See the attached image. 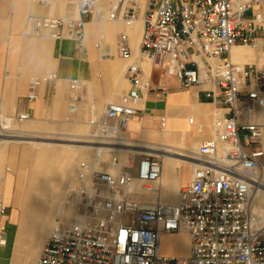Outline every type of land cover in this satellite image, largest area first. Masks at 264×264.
<instances>
[{"label":"built area","instance_id":"1","mask_svg":"<svg viewBox=\"0 0 264 264\" xmlns=\"http://www.w3.org/2000/svg\"><path fill=\"white\" fill-rule=\"evenodd\" d=\"M78 16L28 17L23 34L47 33L56 39L85 37L88 20L121 21L127 27L140 19L139 57L125 69L131 88L117 102L107 103L95 121V138L107 145L78 162L73 185L61 199L46 241L33 264H264V220L253 208L263 150L257 110L264 111V64L238 63L234 46H255L264 37V0H75ZM264 40V38H263ZM117 48L131 56L127 34ZM166 69L182 87L209 83L205 94L222 103L227 114L214 124V135L202 141L189 181L175 203L163 201L153 188L142 198L136 182L154 183L162 173L158 153L120 165L115 146L125 145L128 121L137 114L140 92L149 81L141 59ZM26 112L15 119L25 120ZM165 119L160 120L164 129ZM260 176V175H259ZM153 197L154 199H150ZM8 206L0 198V247L6 245ZM184 232L186 256L160 250L165 234Z\"/></svg>","mask_w":264,"mask_h":264},{"label":"crops","instance_id":"2","mask_svg":"<svg viewBox=\"0 0 264 264\" xmlns=\"http://www.w3.org/2000/svg\"><path fill=\"white\" fill-rule=\"evenodd\" d=\"M77 16L75 0H0V119L15 120L16 114L26 112L29 120L65 130L78 132L83 126L95 128V121L103 116L107 103L117 102L131 88L125 69L133 59L139 57L140 19L132 27L117 20H88L82 41L56 39L45 32L39 36L23 34L28 17ZM120 33L127 34L131 52L129 58L119 55L117 43ZM231 57L238 63L264 64V40L260 39L253 50L234 46ZM142 69L149 84L147 90L140 92L139 110L128 121L125 137L144 138L143 141L148 142L152 151L163 153L161 177L153 185V192L167 202L175 203L179 189L189 181L192 172V165L183 156L196 157L198 145L214 135L215 121L226 115L228 110L224 104L206 96L205 91L212 88L209 83L182 87L172 73L155 68L152 62L148 76ZM162 118L165 119L164 129L160 128ZM262 120L264 124V116ZM65 123L68 128L63 125ZM24 131L27 130L22 131L24 135L0 144V173L9 156L14 154L12 148L8 150V143L30 137ZM88 140L70 139L80 144L59 145L81 148V142ZM35 144L39 145L38 162L52 156V151L47 150L42 143ZM32 150L33 147L23 148L18 170L28 164ZM166 151L169 152L165 154ZM135 153L138 152H128L127 165ZM117 155L123 156L121 153ZM65 157L75 159L78 155L71 153ZM132 159L136 161V158ZM67 164L71 166L72 175L76 168L73 162ZM53 165L48 164L51 174L55 173ZM9 180L8 177L3 180L5 185H8ZM7 194L3 192L2 201L9 205ZM15 204L16 199L12 206ZM11 220L14 221L12 215ZM180 238L184 245L179 248V254L186 256L189 239L184 232L163 235L161 244L163 240ZM19 256L13 253L11 264H17Z\"/></svg>","mask_w":264,"mask_h":264},{"label":"rangeland","instance_id":"3","mask_svg":"<svg viewBox=\"0 0 264 264\" xmlns=\"http://www.w3.org/2000/svg\"><path fill=\"white\" fill-rule=\"evenodd\" d=\"M258 36H260L262 39L263 34L259 33ZM249 50H253V47L251 46H245ZM236 61V60H234ZM141 66L145 69V75H149V71L151 68V61L147 58H143L141 62ZM258 114V121L262 124L261 125V138L255 145L261 146L263 152H264V124L262 120V116H264V111L262 109L257 110ZM263 114V115H262ZM37 123V124H36ZM3 124H8L10 127H12L15 130H27L24 131L26 134H28L30 137L26 138H20L19 140H11V142L8 143L9 151L12 148L13 149V155L9 156L8 160L4 163L1 173H0V198L3 200V192H8L7 197L10 202L8 206V211L7 215L5 216V224H6V235H7V241L6 245L0 247V264H11L12 263V258H13V253H18L20 254V257L26 259L27 257L30 256L31 252L34 250V245L33 243L28 242L29 238H31V226L33 223L29 224L28 226V232L26 231L23 233V235L17 237V225L19 221L22 219L23 214L25 212L26 208L33 207V209H36V205L41 201L44 204H48L50 211L48 214V221L49 223L47 224V227L45 228V235L43 237V241L40 244L39 248H35L37 250L35 252V255L33 257L31 256L30 263L33 264L34 260L37 258L38 253L40 251V248L44 244V242L47 239V236L49 234V231L52 227V223L54 218L56 217V208L60 205L61 207V199L65 192L70 188L73 183H74V176L76 171L70 174V168L68 162H73L74 167L77 168V164L80 160L82 159H92L93 156L97 154L96 150H92L91 146L95 145L92 143L91 140L88 139H93L96 140L95 138V128L91 126H83L79 128V131H72V129L65 130V128H57L51 125H47L44 123H40L38 121H32L29 119L25 120H9V121H4L3 119H0V125ZM41 124L42 126H40ZM36 126L35 128H31L30 126ZM63 125H66L68 128V125L65 123ZM2 127V126H1ZM0 129L2 130V128ZM30 128V129H29ZM5 130V129H4ZM61 130V131H57ZM162 132V131H161ZM128 137V136H127ZM70 139H77V140H88V142H81V148H72L71 146L68 145H59L61 143H69L71 144H80V142H74V141H69ZM132 140H145L144 138L139 137L138 139H133L129 138ZM130 141V140H129ZM34 142V143H33ZM40 142L43 144L44 147L47 148V150L52 151V156L50 157H45L41 160V162H38L39 160L37 159V153H38V148L39 145H36L35 143ZM33 145V146H32ZM83 145L88 146V148H84ZM90 146V147H89ZM24 147H33V150L31 151V157L29 159L28 164L21 168V170H18V163L20 160L21 152ZM88 150H91L89 152H86ZM84 151V152H82ZM96 152V153H95ZM75 154L78 155L77 158L72 159L71 157H65V155L69 154ZM100 153L102 159L108 160L110 155L108 153H105L103 151L98 152ZM87 155V157H85ZM117 155V153H116ZM63 157V158H61ZM119 164L120 165H127V160L122 158V156L117 155ZM139 156L136 154L132 155V158H138ZM60 158V159H59ZM131 158V160H132ZM264 158V157H263ZM41 163V165H39ZM47 164H55L53 171H55L54 174H49L46 171L43 170L42 166H45ZM64 164V165H63ZM76 164V165H75ZM264 165V163H263ZM32 168L35 169L37 177L41 179H46L44 182L49 185V187L52 189L54 192V196L50 198H45L44 200L39 199L40 194L39 193H33L32 194V201H30V204L28 203L27 199L29 196L28 193V179L31 173ZM57 170V171H56ZM20 172V174H19ZM263 173H264V167H263ZM259 174V173H258ZM19 175L21 177H19ZM48 175V176H47ZM261 176V174H259ZM264 175V174H263ZM259 176V177H260ZM9 178V183L8 185H5V180L6 178ZM48 179V180H47ZM26 183V184H25ZM154 183H146L142 184L141 182H136V189L139 191L141 190L143 197L147 199L149 192L142 191V186L146 187H151L153 188ZM18 184V186H17ZM25 189V190H24ZM26 191V192H24ZM25 196V197H24ZM34 196V197H33ZM24 198V199H23ZM163 201L167 202L165 198L162 196L160 197ZM16 199V204L12 206L13 201ZM150 199H154L151 197ZM261 199V198H260ZM258 204H260L259 196L257 197ZM26 201V202H24ZM23 202V203H22ZM260 206V205H259ZM21 211V212H20ZM64 213V216L67 217H72L74 216V211L72 209H66L62 210ZM61 211V213H62ZM67 212V213H66ZM23 213V214H22ZM71 213V215H68ZM11 215L14 217V221L11 220ZM19 215V216H18ZM260 219L264 220L263 214H261L260 211ZM18 219V220H17ZM16 228V229H15ZM13 230V231H12ZM15 230V231H14ZM47 231V232H46ZM9 234V235H8ZM29 234V235H28ZM21 241V243H20ZM25 242V244H24ZM22 247H20V245ZM24 244V245H23ZM19 245V246H18ZM183 240L180 239H172V240H163V245L161 244L160 250L167 255H180L179 253V248L181 249L183 247ZM20 248V251H19ZM34 250V251H35ZM20 259V258H19Z\"/></svg>","mask_w":264,"mask_h":264},{"label":"bare ground","instance_id":"4","mask_svg":"<svg viewBox=\"0 0 264 264\" xmlns=\"http://www.w3.org/2000/svg\"><path fill=\"white\" fill-rule=\"evenodd\" d=\"M0 127L2 128V130L0 129V144L5 143L10 138H13V137L16 138L18 136L24 135L22 130H15L12 127H10L8 124L0 125ZM89 140H91L92 143L95 144V145L91 146L92 150H96L97 153L100 151L106 152V150H107L106 146L107 145H105L104 142L100 141L99 139H96V140L89 139ZM129 140L130 139H127V142L125 145L115 146V148H114L116 153H121V155H123L122 157L124 159H127V154L130 151H132V152L136 151L138 153H155L154 151H152V149H150L149 145L147 144L148 142L147 143L144 142L145 140L144 141L143 140H130L129 141ZM85 147L88 148V146H85ZM145 149H147V151H144ZM167 152H169V151H166L165 154H167ZM162 154H159L161 156V158L163 157ZM189 157H193V156H188V155L183 156V158L192 165L191 162H193V160H190ZM42 167H43L44 171L49 173L48 164L45 166H42ZM49 174H51V173H49ZM259 174H261L260 177H259ZM259 174L257 176H255V177H257L258 184H255L254 188L252 189V201H253V208H254L255 212L258 214V216H260V211H261V214H263V216H264V175H263L264 173H263V168H261L259 170ZM45 180L37 177L35 169L33 168V171L31 172L29 179H28L29 196H28L27 201L29 204H30V201H32V194L33 193H39L40 194L39 199H42V200H44L47 197L52 198L54 196L53 195L54 190L52 191V189L50 188L51 186L49 187V185L44 182ZM24 192H26V191H24ZM258 196H259L260 204H258V200H257ZM24 202H26V201H24ZM35 208L36 209H33V207H31V209L26 208L24 214L22 213L23 214L22 219L19 221V223L17 225V237H19V236L23 235V233H25L28 230L29 224L33 223V225H30L32 227L31 228L32 234H31V238H29L28 242L33 243L34 250H35V248L36 249L39 248L40 244L43 241V237L45 235V230H46L45 228L47 227V224L49 223L48 214L50 211L48 204H44L41 201L38 203V205H36ZM59 213H61L60 205L56 208V214H59ZM68 215H71V213H69ZM20 243H21V241H20ZM24 244H25V242H24ZM21 245H20V247H22ZM34 250L31 252L30 256L24 260L22 257L19 256L18 258H20V259L18 260L17 264H31L30 263L31 256L33 257V255H35V252L37 251V250H35V251ZM19 251H20V248H19Z\"/></svg>","mask_w":264,"mask_h":264}]
</instances>
